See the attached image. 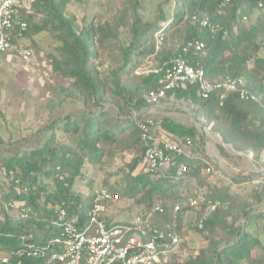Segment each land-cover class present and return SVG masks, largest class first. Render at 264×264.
Returning a JSON list of instances; mask_svg holds the SVG:
<instances>
[{
	"label": "trees",
	"instance_id": "16d2710c",
	"mask_svg": "<svg viewBox=\"0 0 264 264\" xmlns=\"http://www.w3.org/2000/svg\"><path fill=\"white\" fill-rule=\"evenodd\" d=\"M71 1L32 0L34 14L27 18L24 39L46 31L54 36L59 55L52 57L54 73L71 81L86 113L52 121L45 129L50 135L41 146L0 159V180L5 179L0 185V258L15 260L23 236L38 245L57 239L62 204L68 216L76 218V225L83 227L95 191L104 187H98L99 173L118 153L129 152L133 158L123 169V177L108 189L148 207L159 228L170 221L175 205H185L198 197L200 188L209 186L198 209L183 206L178 216L181 233L184 213L199 210L193 228L208 235L209 245L195 258L173 259L169 264H264V211L252 215L244 203L240 215H235L232 205L243 197L229 187L211 186L214 169L205 157H176L164 177L146 167L139 169L146 151L139 124L147 119L175 136L192 139L194 135L192 128L170 118L142 114L149 106V92L161 87L166 70L180 56L209 80L243 79L249 91L262 97L261 103L241 99L237 93L221 99L220 91L203 98L194 84L170 91L167 97L196 106L222 142L236 152L251 151L258 158L264 153V10L258 9L260 0H161L148 19L142 13V0H123L122 9L111 20L84 26L69 13ZM171 6L173 15L166 12ZM256 12L260 14L252 21ZM171 36L179 37L177 49L171 46ZM193 41L205 44L202 53L188 48ZM105 54L113 56V63L103 74L96 63ZM106 105L115 108L116 115L98 110ZM181 164L188 171L176 180ZM11 202L18 204L13 213L6 209ZM211 204L215 209L207 214ZM157 207L162 213L155 211ZM220 232L225 236L218 237Z\"/></svg>",
	"mask_w": 264,
	"mask_h": 264
},
{
	"label": "rangeland",
	"instance_id": "374dc122",
	"mask_svg": "<svg viewBox=\"0 0 264 264\" xmlns=\"http://www.w3.org/2000/svg\"><path fill=\"white\" fill-rule=\"evenodd\" d=\"M160 1L142 0V13L146 19L156 12ZM122 4L123 0H73L68 10L77 18L79 25L84 26L92 21L99 23L111 20L120 12ZM170 9L166 12L173 15V6ZM259 14L260 12H256L251 20L255 21ZM178 38L170 39L171 46L175 49L180 45ZM21 44L34 50L35 59L32 65L28 66L8 55H0V159L41 146L50 135V131L45 129L52 121L68 114L86 113L82 101L73 93L71 81L54 73L52 57L59 56L56 49L58 43L54 36L46 31L23 39ZM112 63L113 56L105 54L96 65L106 74ZM149 64L153 65L150 62ZM100 109L116 115L115 108L110 105L98 110ZM142 111L144 116L151 114L170 118L194 130V155L205 157L214 169L209 179L211 186L219 189L229 187L233 193L243 197L232 205L235 215H240V208L244 203L249 205L246 210L252 215L264 211V153L260 158L254 153L249 156V151L238 153L231 145L224 144L220 135L214 131L213 125L208 124L196 106L187 101L167 97L159 104L149 103ZM135 115L134 112L132 117ZM132 158L133 155L129 152L118 153L113 162L99 173L98 187L112 188L123 177V169ZM142 168L145 169L143 163L139 165V169ZM193 185L200 188L195 180ZM208 187L203 186V189L208 191ZM150 214L145 205L140 206L135 200L122 197L119 202L110 206L107 218L112 224L131 223L138 217L146 218ZM200 214L199 210H187L183 215L181 235L192 258L209 245L208 235L193 228ZM243 221L244 218H241L240 222ZM87 223L88 221L85 225ZM224 236L222 232L218 234V237ZM262 240L264 242V235Z\"/></svg>",
	"mask_w": 264,
	"mask_h": 264
},
{
	"label": "built area",
	"instance_id": "2783aa9c",
	"mask_svg": "<svg viewBox=\"0 0 264 264\" xmlns=\"http://www.w3.org/2000/svg\"><path fill=\"white\" fill-rule=\"evenodd\" d=\"M31 3L32 0H0V55H8L28 66L34 62V50L22 45L21 41L29 28L27 18L34 14ZM258 9L264 10V0L258 2ZM188 48L202 53L205 44L193 41L188 44ZM161 83L160 88L149 92L148 103L159 104L167 99L168 92L187 84L197 85L198 93L203 98L220 91L223 94L221 99L229 93H237L241 99L257 103H261L262 99L247 89L243 79L209 80L202 70L189 64L182 56L172 62ZM136 117L137 114L134 117L135 121ZM139 127L146 147L144 165L147 170L158 172L164 177L176 157L194 156L195 144L191 138L175 136L150 119L139 124ZM248 153L249 156L253 155L251 151ZM187 171L188 167L181 164L176 170L175 179H183ZM3 182L5 179L0 180L1 186ZM206 192L205 189H200L197 198L190 199L185 205H175L170 221L159 228L152 222V213L146 218L138 217L131 223L108 225L106 218L109 208L119 202L121 196L108 188H99L94 193L86 225L78 227L76 218L69 217L62 204L58 218L61 232L57 239L45 245H38L23 236L22 246L15 251V260L1 257L0 263L169 264L173 259L186 262L192 257L184 246V239L179 231L178 216L183 206L190 210L198 209L199 205L205 202ZM1 196L0 193V198ZM215 206L211 204L207 214L215 209ZM17 207V203L6 204V209L12 213ZM155 211L162 213L161 207H157ZM199 227H203L202 220L199 222Z\"/></svg>",
	"mask_w": 264,
	"mask_h": 264
}]
</instances>
